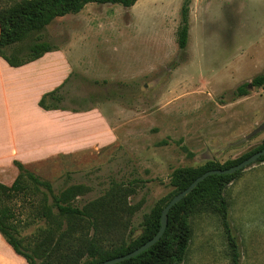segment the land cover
<instances>
[{
	"label": "rangeland",
	"instance_id": "obj_1",
	"mask_svg": "<svg viewBox=\"0 0 264 264\" xmlns=\"http://www.w3.org/2000/svg\"><path fill=\"white\" fill-rule=\"evenodd\" d=\"M6 3L0 0V6ZM183 3L139 0L132 8L90 3L87 12L104 18L101 28H96L101 20L89 27L85 22L71 25L67 18L21 44L25 49L38 35L59 48L69 44L73 71L60 96L63 107L81 111L47 116L42 122L46 132H54L47 139L72 138L76 147L24 163L26 167L50 182L55 195L84 186L85 193L74 202L81 208L114 187L132 191L127 204L138 209L123 220L126 230L119 224L101 226L105 245L133 227L140 232L144 215L172 192L175 169L210 160L223 164L264 142V87L252 84L255 76L264 74V0H191L188 45L181 49ZM244 83L251 84L248 94L236 97L235 90ZM38 87L20 89L27 109ZM14 99L0 94L3 111ZM1 135L5 149L4 127ZM18 173L17 168L2 169L0 182L11 185ZM225 195L241 264H264V162L246 168L227 186ZM12 206L25 251L32 256L36 246L43 257L48 256L44 251L53 249L49 256L56 263L80 246L83 235H94L91 227L78 229L63 239L58 250L56 238L45 242L46 225L34 218L30 202L18 197ZM192 226L183 264H231L216 214L199 212ZM34 260L43 262L40 256Z\"/></svg>",
	"mask_w": 264,
	"mask_h": 264
},
{
	"label": "trees",
	"instance_id": "obj_2",
	"mask_svg": "<svg viewBox=\"0 0 264 264\" xmlns=\"http://www.w3.org/2000/svg\"><path fill=\"white\" fill-rule=\"evenodd\" d=\"M139 0H7L0 6V56L12 67H20L36 61L46 53L59 50V47L45 41L41 36L28 45L25 49L21 44L32 35L42 32L55 19L68 14L81 12L87 4H119L125 8H132ZM191 0H184L181 9L182 22L178 31V45L185 49L189 40V13ZM13 49V53H6L5 49ZM67 78L61 85L52 91L43 94L39 106L46 110L72 111L62 106L63 99L60 92L68 82ZM253 86L264 87V74L255 76ZM250 84L244 83L234 92L236 97L246 96ZM264 148V142L255 150L250 151L235 160L225 163L207 161L198 167H180L171 175L172 192L157 203L149 213L145 214L141 223L140 232L133 227L130 232L123 233L116 242L105 245L100 228L112 227L114 224L123 229L128 225L123 224L126 216H132L138 209L129 206L127 197L132 193L128 188L114 187L113 191L82 208L74 202L78 196L85 193V187L75 185L63 190L58 195L53 194L50 182L42 180L31 172L24 163L15 160L14 164L19 173L11 185L0 182V232L6 241L19 255L23 256L29 264H96L109 259L125 255L153 238L161 226V215L165 206L178 193L185 190L196 178L212 169H227L247 159L257 151ZM258 163L264 162L262 156ZM244 170L233 174L210 175L202 181L191 194L176 204L169 213L168 225L164 235L154 246L139 255L117 264H183L187 258L193 238V216L199 212H211L218 216L223 231L228 241L231 264H241L242 252L237 236L233 232L230 220V202L225 195L227 186L238 179ZM50 196L52 202L50 203ZM18 197L30 202L34 218L44 222L42 236L45 242L57 239L60 249L61 242L69 235L83 231L84 228H93L94 235H83L80 246L62 257L58 262H53L49 255L41 256V248L33 249L34 256L43 258L37 263L34 256L25 251L20 229L16 221L17 215L12 206ZM64 224L68 228L63 229ZM100 235V236H99Z\"/></svg>",
	"mask_w": 264,
	"mask_h": 264
},
{
	"label": "crops",
	"instance_id": "obj_3",
	"mask_svg": "<svg viewBox=\"0 0 264 264\" xmlns=\"http://www.w3.org/2000/svg\"><path fill=\"white\" fill-rule=\"evenodd\" d=\"M88 6L87 4L77 14H68L55 19L53 22L70 18L71 25L85 22L91 27L92 22L101 20L96 27L101 28L104 18L94 17L93 13L87 12ZM68 46H61L59 50L48 52L40 59L20 67L10 66L0 56V94L15 97L11 103L4 107V111L3 107L0 106V170L5 168L16 169L15 160L30 163L35 159L45 158L52 152H66L76 147L72 138H70L71 140L68 139L70 141L57 140L55 136L47 139L46 136L51 137L54 132H46L43 129L42 122L47 116L66 117L68 116L67 112L62 110L46 111L38 104L43 94L62 84L73 71L70 63L71 55L68 51L70 47ZM31 84L39 86L40 91L36 94L32 107L27 109L21 98L20 89ZM3 127L6 134L4 138L8 140V147L5 149L2 148L1 129ZM0 264H29L23 256L16 253L1 232Z\"/></svg>",
	"mask_w": 264,
	"mask_h": 264
},
{
	"label": "water",
	"instance_id": "obj_4",
	"mask_svg": "<svg viewBox=\"0 0 264 264\" xmlns=\"http://www.w3.org/2000/svg\"><path fill=\"white\" fill-rule=\"evenodd\" d=\"M251 86V84H250ZM262 156H264V148L260 151H257L256 153H254L253 155H251L250 157H248L247 159L241 161L240 163L227 168V169H212L209 170L205 173H203L202 175H200L198 178H196L185 190L181 191L180 193H178L177 195H175L170 201L169 203L165 206V208L162 211V215H161V226L160 229L158 230V232L156 233V235L151 238L149 241H147L146 243H144L142 246H140L139 248L116 258L113 259H109L103 262H99L96 264H117L120 263L122 261L131 259L137 255H139L140 253L144 252L145 250L149 249L150 247L154 246L158 241H160V239L162 238V236L165 233V230L167 228L168 225V219H169V213L171 211V209L178 204L180 201H182L185 197H187L189 194H191L193 192L194 189L197 188V186L204 181L207 177H209L210 175H222V174H233L236 173L238 171H242L245 170L246 168H248L249 166L253 165L254 163H256Z\"/></svg>",
	"mask_w": 264,
	"mask_h": 264
}]
</instances>
